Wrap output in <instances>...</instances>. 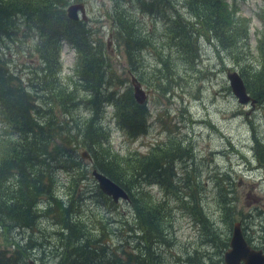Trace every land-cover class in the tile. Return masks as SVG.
<instances>
[{
	"label": "trees",
	"instance_id": "obj_1",
	"mask_svg": "<svg viewBox=\"0 0 264 264\" xmlns=\"http://www.w3.org/2000/svg\"><path fill=\"white\" fill-rule=\"evenodd\" d=\"M125 1L133 12L138 10V13L160 23L158 35L154 29L143 31L134 24L133 15L127 14V8L111 2L109 19L114 43L125 70L139 85L145 84L149 90L162 94H166L164 86L171 80H174V86H178L183 80L181 73L190 75L198 61L200 40L209 43L218 53L242 60L235 50L238 44L247 42L249 28L245 19L236 13L238 3L244 0H180L177 9L172 0ZM262 3L263 7L255 15L259 29L253 32L256 64L251 69H238L251 98H260L264 93V0ZM66 4V0H0V116L4 124V138L0 142V227L7 225L6 231L0 232L4 243V246L0 245V264H27L32 243L26 240L27 244L20 245L10 239L9 229L14 226L24 232H33L41 218L49 220L56 228L54 236L60 240L57 249L62 251L59 264H152L148 261L151 244H169L170 197L204 233V242L211 244L213 236L206 232L209 224L194 193L181 192L189 187V177L177 179L172 171L174 161L180 160L182 155L179 142L154 146L144 156L134 153L120 157L111 151L109 130L103 125L105 108H111L113 126L130 141L146 134L149 113L145 104L136 103L132 88L122 86L128 82L120 79L114 71L103 41H91L93 32L85 28L83 21L67 19ZM153 36L160 39L158 45L153 42ZM30 37L37 40L33 53L38 64L33 73L38 84L26 87L21 84L19 76L9 70L7 55L2 49H8V44H15L20 38ZM62 42H66L75 53V81L72 84L76 82V85L69 91L63 89L67 85H59ZM143 52H147L155 63L148 71L147 84L143 83L141 74ZM156 79L165 84L156 83L155 90L149 86ZM57 85L61 87L59 91ZM109 85L111 87L105 95L104 88ZM41 90L48 93L57 90L47 97L51 104H58L62 109L61 118H56L52 109L41 116L35 104L37 92ZM76 96L86 100L92 116L72 135L66 126L76 117L75 111L69 110ZM103 102L108 106H104L98 115ZM81 151L88 155L89 165H82ZM258 160L264 164V158L259 154ZM53 165L73 172L68 176L66 197L60 199L52 190L55 181ZM91 170L104 175L127 194L126 203L132 215L129 220H120V224L127 234L132 230L137 233V238L146 246L143 252L131 253L126 249L132 238L125 239L119 251L109 249L98 218L95 215L87 220L82 217L81 210L91 211L83 212L86 217L95 213L80 203L83 199V183L80 182L88 180ZM175 180H180V184ZM152 186L160 190L161 200H166L164 204L154 202L145 190ZM92 192L96 197L95 208L99 204L98 207L106 211L114 206L97 187L94 186ZM43 195L50 200L42 211H38L37 204ZM93 229L99 235L89 232ZM220 247L219 252H222L226 243L222 242ZM185 262L193 264L188 257ZM197 264H222V261L218 260L217 252L215 259L208 258L206 263Z\"/></svg>",
	"mask_w": 264,
	"mask_h": 264
},
{
	"label": "rangeland",
	"instance_id": "obj_2",
	"mask_svg": "<svg viewBox=\"0 0 264 264\" xmlns=\"http://www.w3.org/2000/svg\"><path fill=\"white\" fill-rule=\"evenodd\" d=\"M66 1V7L77 2L83 4L86 17L83 21L85 28L93 32L91 41H103L104 50L111 57L114 71L120 79L128 82L122 86L124 88L129 86L131 89L133 77L125 70L124 61L112 36V23L109 19L112 13L111 2L120 8H127V14L133 15L134 24L143 31L154 29V33L158 35L160 23L157 20L153 21L152 17L138 13V10L133 12L128 4H125V0L124 2L122 0ZM130 1L136 2V0ZM179 1H171L175 9L179 7ZM262 2L263 0H244L237 5L236 15L245 19L249 28L247 42L238 44L235 50V54L239 53L237 56L242 60L237 61V58L232 55L218 53L209 43L200 40L198 61L190 75L181 73L183 80L178 83V86H174V80H171L164 86L166 94H162L158 90L159 93L149 90L145 84H140L146 94L145 106L149 113L145 135L134 141L128 140L113 126L110 118L112 110L104 107L108 104L103 102L99 107L98 115L105 108L103 125L109 130V147L120 157L134 153L144 156L154 146L167 145L171 141L180 143L183 148L180 152L182 155L180 160L174 161L172 171L177 179L189 177L188 190L183 189L181 192L194 193L201 213L207 218L209 228L206 232L212 233L211 236H213L211 244L204 242V233L194 225L192 218L180 208L179 203L174 201L173 197L168 198L170 210L168 220L171 223L167 235L169 244H151L153 246L150 249L148 261L152 264H189L185 262L187 257L193 264L206 263L208 258L215 259L217 252L218 260L222 261V253L227 248L231 225L234 222L240 224L248 245L264 253V164L259 163L258 160V154L264 158V93L260 98L252 96L256 101L252 108L248 105H238L225 79L227 72L235 71L239 74V68L251 69L256 64L253 32L259 29V22L255 15L263 7ZM152 38L155 44L160 43L157 36ZM36 42V37L20 38L15 44H8V49H2V53L7 55L9 70L14 72L15 76L18 75L21 84L26 87L38 84L34 81L33 73L38 64L36 55L33 53ZM61 44L59 85H67L68 87L63 89L69 91L73 89V85H76V82L72 84L75 81V53L66 42ZM143 53L144 64H141V74L143 83L147 84L148 71L154 67L155 63L147 52ZM157 79L149 87L156 90V83L165 84L163 80ZM59 87L56 86L58 91ZM110 87L109 85L104 88L105 95ZM55 92L57 90L51 93L41 90L40 93H36L35 104L37 103L42 117L47 110L52 109V114L56 118H61L62 109L58 104H51L47 97ZM131 94L133 96L132 91ZM79 100L83 99L81 96H76L69 107L70 111H75L73 114L76 116L66 126L72 135L76 134L92 116L89 106L85 103L86 100L77 105ZM3 125L0 116V142L4 138ZM82 153L85 151L80 152ZM82 165H89V163L82 160ZM52 172L55 178L52 189L54 196L59 199L66 197L68 176L73 172L55 165L52 166ZM83 181L80 182V184L83 183L81 185L83 199L80 203L90 210H95V213L92 212L93 215L86 217L83 212L91 211L81 210V215L86 220L94 218V215L98 218L106 233V247L119 251L125 244L123 241L132 238V243L126 249L131 253H139L138 250L143 252L146 246L141 239L137 238V233L132 230L127 234L120 224V220H129L132 215L127 201H118L106 211L99 208V204L95 208L96 197L92 192L94 186L96 187L95 181L91 176ZM142 181L145 182V180ZM175 182L180 184V180ZM145 190L149 192L154 202L162 204L166 202L161 200V192L157 187H147ZM49 200V197L43 195L37 204L38 211H42ZM3 227H0V232L6 231L7 225ZM55 231L56 228L49 220L41 218L33 232H24L13 226L9 229V236L20 245L27 244L26 240L32 243L28 260L38 264H59L62 251L61 248L57 249L60 240L54 236ZM89 232L99 235L96 229ZM0 237L3 238L1 234ZM1 238L0 245L4 246ZM222 242L226 243V247L219 252Z\"/></svg>",
	"mask_w": 264,
	"mask_h": 264
},
{
	"label": "water",
	"instance_id": "obj_3",
	"mask_svg": "<svg viewBox=\"0 0 264 264\" xmlns=\"http://www.w3.org/2000/svg\"><path fill=\"white\" fill-rule=\"evenodd\" d=\"M67 19L71 21H84L85 10L82 3L70 4L65 9ZM228 87L237 104L244 105L249 103L253 106L254 101L246 93L242 79L236 72L226 73ZM133 97L138 105H142L146 99L145 93L139 84L133 79L131 81ZM82 159H88L85 153L81 154ZM92 178L96 182L98 191L108 197L113 204L118 201H127V194L118 185L110 181L104 175L95 171L91 172ZM27 264H36L31 260ZM222 264H264V253L261 250L250 248L245 242L239 223H233L227 244V249L222 254Z\"/></svg>",
	"mask_w": 264,
	"mask_h": 264
},
{
	"label": "bare ground",
	"instance_id": "obj_4",
	"mask_svg": "<svg viewBox=\"0 0 264 264\" xmlns=\"http://www.w3.org/2000/svg\"><path fill=\"white\" fill-rule=\"evenodd\" d=\"M75 22V21H74ZM233 72H235V71H233ZM227 73H230V72H227ZM237 73V72H236ZM238 74V73H237ZM239 75V74H238ZM253 99V98H252ZM135 100V99H134ZM145 101H146V99H145ZM145 101H144V103L142 104V105H144L145 104ZM253 101H254V104H255V100L253 99ZM86 154V153H85ZM95 172H97L96 170H94ZM98 173V172H97ZM120 201H123V200H120ZM118 203V202H117ZM34 263H36V264H38L37 262H35V261H33Z\"/></svg>",
	"mask_w": 264,
	"mask_h": 264
},
{
	"label": "flooded vegetation",
	"instance_id": "obj_5",
	"mask_svg": "<svg viewBox=\"0 0 264 264\" xmlns=\"http://www.w3.org/2000/svg\"><path fill=\"white\" fill-rule=\"evenodd\" d=\"M241 233H242V231H241ZM242 236H243V234H242ZM244 238V237H243ZM245 240V239H244ZM247 243V242H246Z\"/></svg>",
	"mask_w": 264,
	"mask_h": 264
}]
</instances>
